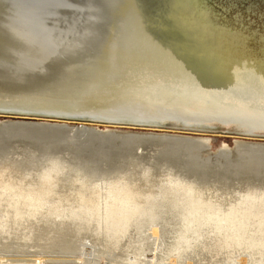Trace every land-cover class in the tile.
Returning <instances> with one entry per match:
<instances>
[{"label":"water","instance_id":"1","mask_svg":"<svg viewBox=\"0 0 264 264\" xmlns=\"http://www.w3.org/2000/svg\"><path fill=\"white\" fill-rule=\"evenodd\" d=\"M0 132L264 151V0H0Z\"/></svg>","mask_w":264,"mask_h":264},{"label":"bare ground","instance_id":"2","mask_svg":"<svg viewBox=\"0 0 264 264\" xmlns=\"http://www.w3.org/2000/svg\"><path fill=\"white\" fill-rule=\"evenodd\" d=\"M208 149L178 141L0 132V264H45L49 255L62 263L77 252L84 264H98L82 252L87 242L109 264H150L144 249L128 258L119 248L131 244L133 229L157 211L156 174L164 178L159 190L185 202L188 218L184 243L158 264H202V246L223 240L218 263L264 264V213H256L264 212V151L223 146L212 156ZM33 165L41 167L35 176L27 172ZM251 217L259 220L260 243L249 244L245 230L239 233ZM37 253L41 257L26 259Z\"/></svg>","mask_w":264,"mask_h":264},{"label":"rangeland","instance_id":"3","mask_svg":"<svg viewBox=\"0 0 264 264\" xmlns=\"http://www.w3.org/2000/svg\"><path fill=\"white\" fill-rule=\"evenodd\" d=\"M223 146H215V145H209V149H208V154H211L212 156L216 155ZM230 149H233V147H229ZM149 153L151 152H146L145 153V160L148 161L149 157L151 159V155H149ZM147 155V157H146ZM15 158V157H14ZM148 158V160H147ZM20 159V157H19ZM146 164V163H145ZM35 165L28 167L27 168V172L29 175H34L35 172L37 175L38 174V169L41 168L39 166L36 165L35 170L34 168ZM145 167L147 168L148 171L153 170L151 163H147L145 165ZM30 169V170H29ZM150 169V170H149ZM34 175V176H35ZM157 177H154L153 179H155V181L158 184V187L155 189L157 190V195L155 197V201L152 202L155 204V207L157 208V211L150 215L149 218L146 219V217H144L143 215V219L144 221H142L141 223L138 224V228L136 227L135 229H133V240L131 241V244L129 243H124L122 244V246L119 248L122 251V254L127 256L128 258L131 256L133 257L134 254L138 253L140 249H144V251L146 252V255L148 256L149 262L150 264H158L159 261L165 259L167 257V254L169 252V249L171 248H175L177 245L184 243L181 240L183 236H188V232H186L185 227V222L187 221V212H184L183 206L185 205V202H181L178 201L177 197L172 198L171 196H169L168 194H166L165 192H163L162 190H159V186L163 185L164 183L162 182V184L160 183L161 181L164 180L163 177H160L159 174ZM70 189H73V187H70ZM105 194V193H103ZM163 195L166 199L162 198L161 196ZM155 210V209H154ZM178 210V211H176ZM256 213H264V212H256ZM186 216V217H185ZM146 219V220H145ZM190 219V218H189ZM250 222V228H249V232H250V236L247 235V231H248V223ZM259 220L258 218H253L251 217L249 220H244V222L242 223L241 228L239 229V233H242L244 230V234H243V238L245 237V239L247 240V242L249 244H254V243H260L261 241L258 240H263L261 236H263L258 229V224ZM193 235V234H192ZM190 235V236H192ZM200 240H202V238H200ZM220 243V242H219ZM218 242L216 243H205V246H202L204 248V250H200V255L201 256H205L207 255V260H201V263L204 264L205 262H211L212 258H214L215 260H217L216 262L212 263V264H220L218 262H221V260H219L220 255H218L219 253H221V251H223L225 249V245L222 244L226 243L225 240L222 241L221 246L219 245ZM87 244V245H86ZM93 247L91 243H85V247L84 250L82 251L84 253V251L86 254H90L89 256L87 255V259H95L98 264H109L108 261L105 259V257L101 256L98 257L97 255H99V253L97 254V251L91 252L92 248L89 246ZM222 248V249H220ZM87 249V250H85ZM89 249V250H88ZM91 249V250H90ZM95 250V249H94ZM32 252H37V250H32ZM93 253V255L91 254ZM34 255V254H33ZM83 256L82 253H76L74 255H72V257H67L66 260L69 258L68 262H62V263H53L50 262V258H54L56 259V256H47V258H43V261L46 262L45 264H84V262L79 261V258ZM1 257V256H0ZM26 256L22 257L25 259ZM29 257V258H28ZM26 259H34V258H39L41 257L38 253L37 256L36 254L34 256H28ZM34 257V258H33ZM90 257V258H89ZM94 257V258H93ZM204 257V258H205ZM76 258V260H75ZM45 259V260H44ZM73 259V261H72ZM78 259V261H77ZM76 263H73L75 262ZM49 261V262H48ZM48 262V263H47Z\"/></svg>","mask_w":264,"mask_h":264}]
</instances>
